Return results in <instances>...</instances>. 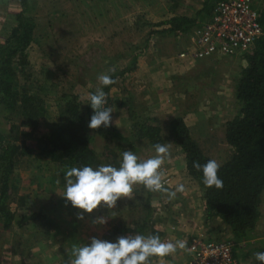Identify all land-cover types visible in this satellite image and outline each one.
<instances>
[{"label": "rangeland", "instance_id": "374dc122", "mask_svg": "<svg viewBox=\"0 0 264 264\" xmlns=\"http://www.w3.org/2000/svg\"><path fill=\"white\" fill-rule=\"evenodd\" d=\"M206 1L208 0H0V46L5 45L13 29L18 26V16L23 12L34 24L33 43L27 50L29 65L25 67L24 76L29 85L28 96L42 105L46 112L40 120L38 135L49 136L48 140H52L50 134L55 131L53 129H56L55 125L63 117V112L78 100L86 114L89 103L87 94L94 93L97 88H104L98 80L100 74H120L130 68L131 71L116 78L117 83L110 87L107 96V107L114 110L111 126L117 129L121 139L111 141L100 134V130L87 127L89 133L94 134L93 145L99 160L98 166L111 164L119 167L121 154L127 150L133 151L141 159L154 156V143L143 137V130L137 126L148 119L157 120L141 112L139 108L138 112L135 111V100H140L137 80H144L143 74L146 73L139 71L140 60L148 58V61L156 63L165 60V65L170 66L174 62L178 63L176 57L186 48L191 31L212 15L213 11L209 16L202 12ZM216 1L221 0H212L211 3L216 5ZM177 16L197 18V24L180 36L163 33L165 27L159 25ZM0 55H4L1 47ZM136 56L138 57L134 60ZM213 63L223 73L222 76L226 74L234 83L242 67L246 66L243 57L215 58ZM189 64L192 66V62ZM152 70L153 74H162L160 79L166 73L157 72L159 68ZM186 70L177 65L175 78L178 81L183 77V82L175 85L174 92L184 90L182 87L186 82L191 85L188 92L196 91L195 79L190 80L193 72L187 74ZM181 71L186 73L180 75ZM197 71L195 67L194 74ZM20 81L24 82L21 78ZM23 95L21 91V99L15 109L11 108L7 113L1 111L5 108V103L0 106V156L2 137L20 147L9 206L18 217L28 220L23 226L13 224L6 228L5 220L0 214V264H67L72 246L90 243L92 237L115 242L118 237L134 233L130 230L137 231L144 225L147 229L143 227V231L149 232L154 222L163 217L161 214L155 215L161 209V201L156 204L161 196L155 193L153 195L143 185H135L133 199H120L114 209L99 207L91 214L84 213L83 219H78L82 210L72 207L70 202L66 205L62 196L66 184L65 173L76 166L56 163L49 154L47 156L43 152L44 145L38 143L34 134L25 133L27 130L22 122L26 105L23 101L28 100V97ZM228 105L229 112H237L239 109L238 104ZM141 106L146 105L141 102ZM161 116L156 123L162 128L163 144L169 145V161L183 166L185 156L177 157L182 149L169 139L170 120ZM196 130H189L190 135L192 132V138L201 146L206 156L219 163L230 158L231 150L223 136H220V130H215L218 135L214 139L201 136ZM171 182V173L165 172L164 187H170ZM192 185L187 183L185 187L192 189ZM262 203L264 226L263 199ZM189 209L186 207L184 212ZM148 212L151 214L149 217ZM98 217H104L106 222L95 223ZM169 236L161 239L165 241ZM170 237L175 241H186L188 245L193 239L212 242L205 240L203 233L197 232L183 239ZM260 237H255L256 243L264 242L259 240ZM234 242L236 258L241 264L245 260V263L253 264V247L250 244L245 247L241 241ZM187 254L191 264L192 256L188 252Z\"/></svg>", "mask_w": 264, "mask_h": 264}, {"label": "trees", "instance_id": "16d2710c", "mask_svg": "<svg viewBox=\"0 0 264 264\" xmlns=\"http://www.w3.org/2000/svg\"><path fill=\"white\" fill-rule=\"evenodd\" d=\"M211 1H206L205 8L202 10L206 16L211 15L214 10L215 5ZM257 8L263 35L258 38L253 50L243 56L246 66L242 67V71L237 75L235 81V97L239 109L226 125L225 137L231 150V156L221 165L218 172L224 182L222 189L206 187L202 182V172H197L192 167L193 161L204 164L210 158L204 154L201 146L190 135L184 118L172 119L168 127L169 139L182 149L185 156L187 175L196 181L202 189L206 216L221 218L230 227L235 239L230 240L231 242L246 241L262 217L261 204L264 195V2ZM196 20L197 18L177 16L159 26L165 27L162 30L163 33L180 36L195 27ZM18 21V26L13 29L5 45L0 46L4 53V55H0V106L2 103L6 105L1 111L7 113L9 110L15 109V105L21 99L19 94L22 91L23 96L28 97V100L23 101L26 106L24 107L22 126L27 130L26 134H34L38 143L44 145L43 152L47 156L49 154L52 160L60 165L98 167L99 160L93 145L94 134H90L87 127L93 110L88 104L85 114L78 97L76 104H70L63 112L59 123H56V129H53L55 131L50 134L52 140H48L49 136L38 135L40 120L46 112L42 105L28 96L30 90L24 76L26 74L25 67L29 65L27 50L33 43L34 24L28 17H25L24 12L18 16ZM129 71H131L130 68L120 74L112 73L110 76L116 80ZM20 78L23 79V83ZM113 85L103 88L107 92V96ZM6 119L9 120L7 115ZM137 126L143 130V137L154 143L153 146L157 143H164L161 136L162 128L153 119H148ZM96 130H100L99 133L111 141L121 139L117 129L112 126L108 128L101 126ZM2 139L0 214L5 220L6 228H10L13 224L23 226V223L28 219L18 217L9 206L11 190L14 189V168L16 158L20 156V147L11 144L3 137ZM150 215L148 214V217ZM32 217L35 216L32 215ZM138 230L143 231L142 228Z\"/></svg>", "mask_w": 264, "mask_h": 264}, {"label": "crops", "instance_id": "0c3cea01", "mask_svg": "<svg viewBox=\"0 0 264 264\" xmlns=\"http://www.w3.org/2000/svg\"><path fill=\"white\" fill-rule=\"evenodd\" d=\"M214 59L215 58L194 61L191 59H181L177 55L176 62L178 63L176 64L182 69H187V74L193 72L190 80L195 79V92H188L189 86L191 85L187 82L182 87L184 90L174 92V89H176L175 85L183 82V77L179 78L178 81L175 78L174 73L177 70L175 62L170 66L165 65V60L160 62L157 61L158 64L153 61H148V58L145 61L140 60L141 65L139 71H146V73L143 74L144 80H137L139 84L137 87L139 88L137 94H139L138 97L140 100H135V106H137L135 111L138 112L139 108L141 112L153 118H157L156 121L162 118L161 115L165 117V120L169 119L170 122L176 117H183L190 131L197 129L196 131H199V135L214 139L213 137L218 135L215 130H220V136H223L225 141L227 122L237 113L236 111L229 112V110H227L228 104L233 106L237 104L235 83L228 79L226 74L222 76L223 73L220 72L213 63ZM191 62L192 66L189 64ZM195 67L198 69L196 74H194ZM154 68H159L157 72H166L164 73L163 79L159 78L162 77V74L152 73L154 72L152 70ZM186 71H181L180 75H184ZM136 96L137 95H135V97ZM191 99L193 101H190ZM141 102L146 106H141ZM187 104H190V106L187 107ZM192 134L191 132V135ZM180 156H184L181 150H179V155L177 157ZM220 164L222 165L223 163ZM163 166L165 172L171 173L172 175L171 186L166 189L175 191L176 187L181 183L185 185L187 183L193 184L192 189L185 187L186 190L183 193H177L175 198H169L168 194H164L165 192H152L153 195L155 193L161 196L158 200L156 199V204L159 203V200L161 201V209L158 211L159 213H155V215L159 216L161 214L163 217H160L161 219L154 222L153 228L149 230V232L138 229L137 231L134 229L130 231L140 234L145 233L146 235L156 234L161 238L170 235L182 239L197 232L203 233L205 235V240L216 242L235 240L230 227H228L221 218H208L206 216L205 202L202 198L201 188L196 181L192 180V178L187 175L186 162L185 165L178 166L176 162L171 163V161L166 160ZM186 207H188V209L191 207L188 212H184ZM148 214L150 213L148 212ZM262 218L263 217H261L258 222L254 232L248 237V240L241 242L245 247L249 244L253 247V264H261V262L256 261L255 253L264 252V242L259 241L256 243L255 241L256 236H261L259 240L264 241ZM143 227L147 229L146 225L140 226L139 228L143 229ZM243 245L240 246L241 249ZM189 261L190 259L186 251H177L174 255L163 258H152V264H189ZM245 262H242V264H247Z\"/></svg>", "mask_w": 264, "mask_h": 264}, {"label": "clouds", "instance_id": "9594fccd", "mask_svg": "<svg viewBox=\"0 0 264 264\" xmlns=\"http://www.w3.org/2000/svg\"><path fill=\"white\" fill-rule=\"evenodd\" d=\"M109 71H112L111 69ZM99 83L110 86L117 83L108 74H100ZM87 99L93 114L88 127L96 130L103 126L108 128L113 123V108L107 107V93L103 87L94 93H88ZM155 155L141 159L131 150L124 151L119 167L102 164L98 167H71L65 173V191L62 195L66 205L82 210L78 219H83L84 213H93L99 207L114 209L122 198L133 199L135 185H143L149 192H167L169 198H175L177 193H183L184 184H179L175 191L164 187L165 172L163 165L170 160L169 145L155 144ZM192 167L203 174V184L212 188L222 189L223 180L218 172L221 164L215 159H209L201 164L193 161ZM95 223H105L104 217H98ZM187 242L182 240L164 241L159 235H143L137 232L120 236L115 242L92 237L90 243L73 245L67 264H152V258H163L174 255L178 249L185 250ZM256 261L264 264V252L255 253Z\"/></svg>", "mask_w": 264, "mask_h": 264}, {"label": "built area", "instance_id": "2783aa9c", "mask_svg": "<svg viewBox=\"0 0 264 264\" xmlns=\"http://www.w3.org/2000/svg\"><path fill=\"white\" fill-rule=\"evenodd\" d=\"M263 2L264 0L217 2L211 17L193 29L189 43L178 57L196 61L249 54L258 38L263 35L257 8ZM169 240L175 242L170 236L165 241ZM190 243L184 251L191 254V264H241L236 258L234 242L193 239Z\"/></svg>", "mask_w": 264, "mask_h": 264}]
</instances>
